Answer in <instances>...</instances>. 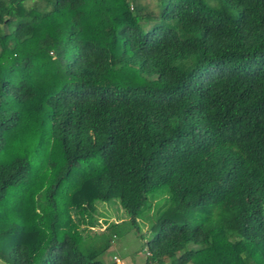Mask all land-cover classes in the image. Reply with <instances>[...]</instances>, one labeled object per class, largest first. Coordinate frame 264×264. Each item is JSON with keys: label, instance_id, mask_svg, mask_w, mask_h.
Returning <instances> with one entry per match:
<instances>
[{"label": "trees", "instance_id": "16d2710c", "mask_svg": "<svg viewBox=\"0 0 264 264\" xmlns=\"http://www.w3.org/2000/svg\"><path fill=\"white\" fill-rule=\"evenodd\" d=\"M164 186L147 263L264 264V0H0V259L104 264Z\"/></svg>", "mask_w": 264, "mask_h": 264}, {"label": "rangeland", "instance_id": "374dc122", "mask_svg": "<svg viewBox=\"0 0 264 264\" xmlns=\"http://www.w3.org/2000/svg\"><path fill=\"white\" fill-rule=\"evenodd\" d=\"M32 3V1H29L27 5H31ZM97 165V161H92L90 164L84 166L79 171L78 178L81 179L85 173L93 171ZM147 201L148 207L137 216L138 232L130 228V224L128 223L129 217L120 206L117 198L106 202L98 201L95 214V217L99 218L97 220L98 223L93 228L91 235L87 237L86 242L82 244L84 252L97 248L104 241L111 239L110 246L97 257L104 264L114 262V256L120 259L119 264H155L146 262L145 241L140 237V234L145 232L146 236L150 237L153 234V230L151 229L152 224L170 208L171 196L169 188L164 186L150 193ZM114 222L124 223L120 224L116 233L117 235L112 238L109 231L106 230V226ZM0 264H5V262L0 259Z\"/></svg>", "mask_w": 264, "mask_h": 264}, {"label": "built area", "instance_id": "2783aa9c", "mask_svg": "<svg viewBox=\"0 0 264 264\" xmlns=\"http://www.w3.org/2000/svg\"><path fill=\"white\" fill-rule=\"evenodd\" d=\"M113 259H114V262H115L116 264H117V263L119 264L120 259H119L118 257L114 256Z\"/></svg>", "mask_w": 264, "mask_h": 264}]
</instances>
